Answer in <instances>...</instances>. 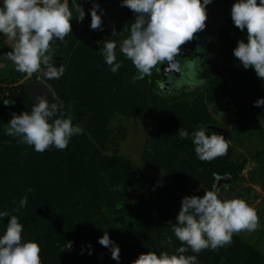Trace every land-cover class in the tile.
<instances>
[{
  "label": "trees",
  "instance_id": "trees-1",
  "mask_svg": "<svg viewBox=\"0 0 264 264\" xmlns=\"http://www.w3.org/2000/svg\"><path fill=\"white\" fill-rule=\"evenodd\" d=\"M74 1L77 5L80 3L84 9L92 6V3L86 0ZM74 1L69 0L73 9L76 6ZM135 15L130 9L126 12L122 10L116 15L118 17L116 22L104 21L103 24L112 25L106 30L109 32L101 37L88 38L84 45L77 47L76 55H74V46L78 37L77 26L80 24L77 25L75 16L71 21L73 33L65 37L64 42H52L53 62L57 67L64 66L65 73L59 79L44 78L55 93V97L49 102L62 103L61 111L64 116L66 112L73 113V124H79L85 129L80 137H72L66 149L57 148L58 156H52L54 146L44 152H37L32 146H28V150L24 148L19 151L17 141L5 134L3 122H9L13 112H30L35 102L25 87V83L29 80L24 79L25 74L16 71L14 63L7 55L12 48L5 46L1 42L4 37L0 36V54L4 51V54L0 55V61L3 62V67L0 69V92L9 91V100L15 101L0 108V211L7 210L10 216H17L23 226L26 222L31 223L24 228L23 239L38 242L42 264L83 262L85 257H90L95 251L104 249L99 243V238L105 231L115 243L118 242L116 243L118 245H121L122 241L128 242L131 246L130 252L138 254L135 255L136 257L140 252L148 251H155L157 254L162 251L175 253L181 246V241L175 237V234L173 235L174 221L171 220L169 223L170 221L164 217L165 214L161 212L162 214L158 216L164 220L158 221L157 225L151 222L149 215L155 216V213L149 211L147 207H155L157 201L155 193L160 180L144 166L154 167L159 164L155 172L159 173L161 166L160 172H166L170 165L180 158L182 145H194L191 142V134L196 131L197 124L210 122L211 115L201 104V99L191 105L187 92L163 95L156 92L155 84L160 79L158 74L150 78L145 75L143 79H136V87H132L123 81L117 72L113 73L110 70V66L100 54V49L104 47V42L111 40L113 36H116V39L118 37L120 41L130 36ZM231 30V26L220 30L219 43L216 47L218 50L214 49L213 52L211 48L207 50V56L203 61L207 90L210 103L217 104L218 100L228 97L232 102L231 111L237 110L242 121L247 118L250 121L257 116L256 114L264 111V106H254V101L264 97V80L258 77L254 69L244 68L234 56L233 49L238 41L233 38ZM118 57L123 60V54L120 53ZM44 71L45 68L42 66L41 71L38 72L41 73L39 74L41 77ZM38 73L33 74L31 79L38 77ZM22 80L24 82L20 83ZM124 84L129 88L122 86ZM125 102L130 104L129 108L123 106ZM153 103L157 107H152ZM137 112L143 124L148 121L155 125L148 140L155 155L144 152V165L139 167L137 175L125 178V166L128 162L118 156L103 154L108 149V144L114 143L111 137L114 133L109 127L111 118L115 114L131 117ZM180 128L188 130L189 138L179 137ZM231 132L233 131L227 130L228 135ZM216 159L203 161L205 163L201 164L206 171L215 168L216 175H229L232 181H235L242 165L226 168L221 165L222 160L219 158L217 162L219 167ZM197 172L194 170L186 181L194 179L195 175L202 176ZM102 174L107 176V180H103ZM178 177L179 175L177 177L172 175L169 180L176 182ZM213 179L215 180V176ZM116 181L128 190L126 192L128 197L138 193L141 195L140 198H134V207L131 205L130 209H133L137 215L141 213L138 215L141 232L138 237L133 235L131 228L128 231L121 223H113L115 215L112 213L117 207L114 204L115 199L107 198L106 194L110 192L111 187H116ZM186 181L185 189H187ZM211 182L213 183V180ZM29 188L32 191L29 192ZM25 196L28 200L27 206L21 207L19 202ZM148 196L150 198H147ZM162 203L160 207L167 211L169 204ZM167 212L173 213V211ZM120 215L121 213L116 214V217ZM107 216L111 218L108 220ZM9 218H0V234H3L7 227ZM103 220L102 227L96 230L97 241H93L91 239L93 230L97 222ZM172 235L170 245L161 244V241ZM147 238L152 241L149 243ZM67 241L73 242L70 250L63 249ZM170 247L172 250L169 249ZM185 255H197L198 264H264V256L255 249L250 247L247 249V246L236 236H233V243L218 250L204 249L197 254L189 248ZM110 257L112 254L108 248L106 259ZM123 258L125 257H122L118 264L130 262V258ZM136 259L132 258L133 261ZM107 261L105 264H108Z\"/></svg>",
  "mask_w": 264,
  "mask_h": 264
},
{
  "label": "clouds",
  "instance_id": "clouds-1",
  "mask_svg": "<svg viewBox=\"0 0 264 264\" xmlns=\"http://www.w3.org/2000/svg\"><path fill=\"white\" fill-rule=\"evenodd\" d=\"M135 15L130 36L123 39L120 52L132 61L138 71L133 78L143 79L158 64L172 62L180 52V46L193 39L206 27L207 6L213 0H121ZM100 4L91 9V28L103 25ZM83 22L86 12L83 6L70 7L69 0H0V36L12 48L7 53L16 71L31 80L33 74L45 68L41 79H59L65 73L64 66L53 62L52 42H64L73 33L72 19ZM234 25L247 30V39H240L233 49L234 56L244 68H252L264 80V0H235L231 9ZM127 30V29H125ZM115 34V30H114ZM100 43V42H99ZM117 42L105 41L100 54L113 73L119 71L122 62L117 58ZM4 103H15L4 100ZM254 106H264V97L254 101ZM62 103H50L46 95L37 96L31 111L13 112L5 123V134L19 137L20 142L44 152L54 146L66 149L73 136L82 135L85 129L74 125L65 117ZM262 126L264 124L261 123ZM181 139L189 138L187 129L180 128ZM197 157L212 161L227 154L229 145L221 135H208L206 126L191 134ZM201 187H203L201 185ZM204 188V187H203ZM205 189V188H204ZM28 191H32L31 188ZM20 206L26 207L27 196ZM10 217L3 234H0V264H42L41 248L36 241L23 239L24 226L17 216L0 211V218ZM171 223V221L169 222ZM261 227L257 210L241 198L221 199L217 190L205 189L204 195H185L181 208L172 224L175 237L181 241L173 254L162 251L141 253L132 264H198L197 255H185L189 248L194 253L204 249L218 250L233 243V235L255 232ZM168 236L161 244H171ZM99 243L111 250L112 258L120 261V247L105 231ZM67 241L63 249H72ZM62 249V250H63Z\"/></svg>",
  "mask_w": 264,
  "mask_h": 264
},
{
  "label": "rangeland",
  "instance_id": "rangeland-1",
  "mask_svg": "<svg viewBox=\"0 0 264 264\" xmlns=\"http://www.w3.org/2000/svg\"><path fill=\"white\" fill-rule=\"evenodd\" d=\"M86 1L92 3V6L84 9L86 17L82 23L79 22L78 19L76 21L77 25H80L77 26L78 37L74 46V55L77 54H75V52H77V47L84 45L83 43L88 38L91 36L101 37L109 32L106 30L112 27L111 23H105L100 29L93 30L90 26V17L94 0ZM95 2L100 4V11L103 14V22L113 21L112 23H114L117 21L118 17L116 15L118 12H121L122 10L123 12H126L129 10L128 7L122 6L121 0H95ZM234 2L235 0H213V2L207 6L208 19L206 21L205 29L197 32L193 39L182 44L180 46V52L174 57L171 63L165 61L156 65L151 70V74L147 76L149 78L154 74L160 76L159 81L155 84L156 92L160 95L178 94L184 91L187 92L191 105L196 104L197 100L201 99V104L203 107L207 108L211 118L209 120L210 122L198 123L196 130L201 126H206L208 135H220L216 128H226L227 130L229 129L233 131L230 135L227 134L225 137L226 143L229 145L227 154L215 159L216 164L219 166L217 162H219L220 158V160L224 162H221V165L223 164L222 166H226V168H228L227 166L239 167L242 165L238 178L235 181H232V178L230 180L227 179L229 175H216L215 173L217 171L215 168H213L214 170L211 169L206 171L205 167L201 164L203 161H201L196 155L195 145L187 146V144H184V146L182 145L180 147V158L176 163L170 165V168L166 171L167 173L165 171L163 173L160 172L162 166L158 171L159 173L155 172L156 167L160 166L159 164L155 165V168L150 165L144 166V168H148L147 171L156 174L160 180V185H158L155 193V198L157 200L155 207H147V209L149 208V211L155 213V216H149L151 222L157 225L158 221L164 220V218L158 216L162 213L165 214L164 217L169 221L172 220L175 223L176 216L181 208L182 198L185 195L202 196L204 195L205 189L217 190L221 199H244L250 206L257 210L260 217L261 227L252 233L244 231L234 234L233 236L240 239L243 244L247 246V249H249V247L250 249H255L264 256V126L261 125V123L264 124V111L260 114H256L257 116H254L255 118L253 120L249 121V118H247L242 121L237 110L231 111L232 102L228 97L218 100L217 104H214L213 102L210 103L206 85L207 76L205 68L203 67L204 58L207 56V50L211 48V52H213L214 49H216L219 43L218 34L224 27L231 26V34L237 41L240 39H247V30L245 29L244 31H241L234 25L231 16V9ZM74 5H77L75 1ZM109 18L112 19L110 20ZM111 41H116L117 44H120L121 42L118 40V37L116 39V36H113ZM1 42H3L5 46L11 47L9 44H11L12 41H6L5 37L1 39ZM1 52L4 54V51ZM116 52L118 60L122 62V67L117 73L123 81H126L132 87H136V81H133V78L139 74L136 67L130 59L124 56V54L123 60L118 57L121 53L120 48H117ZM2 54L0 55L2 56ZM2 67L3 62L0 61V69ZM39 74L41 73H38V75ZM122 86L129 88L128 85L125 84ZM25 87L34 102L36 97L41 95H46L49 101L55 97V93L51 86L47 84L44 79H41L40 75L26 82ZM9 95V91L0 92V108L1 106L6 105L4 100H9ZM123 104L125 108H129L130 104H128V102ZM152 105L154 108L157 107L154 103ZM65 117H70L73 120L74 114L66 112ZM145 122L146 123L144 124L142 123L138 112L136 114L133 113L131 117H126L124 114H115L111 118L109 127L112 128L111 132L114 133L113 136H111L114 143L108 144V149L104 151L103 155L118 156L122 160L128 162L127 166H125V178L131 175H137L139 167L144 165V152L152 153L150 141L148 140L151 138L150 133L153 132L155 125L148 121ZM5 123L7 122H3L4 127ZM145 124H147V126H145ZM77 136L80 137L81 135ZM12 138L17 141L19 151L24 148L28 150L29 145L20 142L19 137ZM191 142L193 143V141ZM58 151L59 150L54 147L52 156H58ZM152 154L155 155L154 153ZM194 170L198 171L197 173L202 174V176L195 175L194 179L186 181L187 177H189ZM172 175H175L176 177L179 175L176 182H171L169 180ZM213 176H215V180L213 179ZM101 177L103 180H107L105 174H102ZM211 180H213V183ZM185 181L187 182V189H185ZM116 182V187H111L110 192H107L106 194L107 198L115 199L114 204L117 207V210L112 213V215H115L113 223H121L128 231H130L129 229L131 228V231L134 233L133 235L138 237L141 234L138 215L141 213L137 215L133 209H130L131 205L134 207V198H140L141 195L138 193L128 197V194L126 193L128 190L124 186L119 185V181ZM208 183H211V185H208ZM201 185L205 189L201 187ZM180 188H184V190H179ZM172 192H174V194H172ZM147 198L150 197L148 196ZM109 199L107 201L111 204ZM160 203L169 204L166 209L167 211H173V213L167 212L164 208H161ZM120 213L121 215L116 217V214ZM110 218V216L106 217L108 220ZM103 222L104 220L97 222L91 236L93 241H97V238L95 237L97 234L96 230H99L102 227ZM24 224L25 228L31 223L26 222ZM173 235L171 236L172 238ZM94 237L95 239H93ZM147 240L149 243L152 241L150 238H147ZM113 241L115 242L114 239ZM121 245H119L121 250L120 257H125L123 259L130 258L128 264H132V258H138L135 256L138 254L130 252L129 247L131 248V246H129L128 242L122 241ZM169 249L172 250L171 247ZM107 251L108 248L104 246L103 250L99 252L95 251L90 257H85L83 262L79 264H105L107 260H109L107 261L108 264H118V261L112 257L106 259ZM99 253L101 254L100 259L98 258ZM169 253L170 255L173 254L172 251Z\"/></svg>",
  "mask_w": 264,
  "mask_h": 264
},
{
  "label": "water",
  "instance_id": "water-1",
  "mask_svg": "<svg viewBox=\"0 0 264 264\" xmlns=\"http://www.w3.org/2000/svg\"><path fill=\"white\" fill-rule=\"evenodd\" d=\"M22 82H24V80H22L20 83H22ZM216 130L219 132L220 135L222 134L224 137H226L227 130L221 129V128H216ZM227 179L230 180L231 177L229 176V177H227ZM98 256H99L98 258L100 259L101 254L99 253Z\"/></svg>",
  "mask_w": 264,
  "mask_h": 264
}]
</instances>
